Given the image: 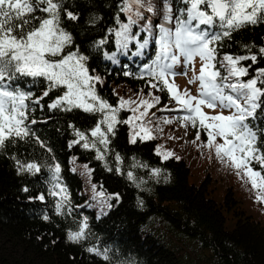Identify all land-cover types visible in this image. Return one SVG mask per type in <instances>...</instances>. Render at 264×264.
Returning a JSON list of instances; mask_svg holds the SVG:
<instances>
[{
    "label": "trees",
    "instance_id": "1",
    "mask_svg": "<svg viewBox=\"0 0 264 264\" xmlns=\"http://www.w3.org/2000/svg\"><path fill=\"white\" fill-rule=\"evenodd\" d=\"M118 2L65 0V7L79 16L77 21L63 19V26L73 37L72 50L87 58L86 65L93 76L101 77L103 83H97L96 90L110 104L117 105L121 97L151 99L152 93L160 97L156 107L175 108L167 91L152 88L146 76L140 78L143 65L154 58V43L142 56L134 55L135 44L122 53L114 35L108 33V29L117 27L114 17ZM152 3L157 8L161 6V0ZM152 19L153 24L158 22L159 14ZM136 31L134 26L133 32ZM101 40L107 42L100 44ZM245 45L252 46V52L264 46V24L234 32L222 40L218 52L220 57L225 53L251 54ZM109 55H115L116 62L107 59ZM243 63L249 65L251 61ZM259 67H264V59L251 64L245 79ZM19 85L31 94L27 101L29 121L37 123L30 124L34 136L9 143L0 151V264H264V222L245 210L234 190L224 192L223 204L215 197V182L213 187L205 179L202 185L190 182L194 173L191 159L197 155L191 142L196 139L197 129L185 128L174 119L183 113L152 108L146 120H151L148 127L154 139H137L135 144L129 142V125H117L115 136H109L107 149L97 144L104 153L103 159H97V151L85 149L84 141L72 143L78 137L70 127L74 125L87 133L95 126L97 116L80 110L50 109L48 105L60 94L58 90L40 99L39 104L34 103L46 90L43 79L24 78ZM132 115L125 109L120 111L119 119ZM164 118L172 119V123H164ZM253 123L264 127V120ZM200 133L206 137L202 130ZM157 149L174 155L164 160ZM117 154L121 161L116 160ZM208 154L199 157L207 158ZM13 156L25 163H37L40 172L18 171ZM81 161L86 164L80 165ZM56 164L60 165L59 182L67 189V200L63 195L50 194V169ZM83 166L90 168L95 190L110 199L112 206H98L96 199L86 193ZM212 167L219 168L213 164ZM155 168L161 169L158 176L153 175ZM129 172L133 178H129ZM41 195L44 200L39 199ZM58 202L63 214H57ZM85 218L87 238L80 243L69 241L68 232L78 231ZM92 247L106 251L108 259L86 250Z\"/></svg>",
    "mask_w": 264,
    "mask_h": 264
},
{
    "label": "snow or ice",
    "instance_id": "2",
    "mask_svg": "<svg viewBox=\"0 0 264 264\" xmlns=\"http://www.w3.org/2000/svg\"><path fill=\"white\" fill-rule=\"evenodd\" d=\"M117 9L114 17L117 27L108 29V33L114 35L119 51L126 53L129 45L135 44L134 55L142 56L150 43L155 45L154 58L143 65L140 78L146 76L152 88L167 91L169 100L175 102V108L165 106L160 111L183 113L174 119L180 120L185 128L197 129V140L202 130L207 140L201 146L214 151L216 157L234 167L237 174L247 176L251 186L259 190L258 199L264 202V127L253 123L264 120V67L257 68L254 75L245 79L249 77L251 64L264 59V46L252 52V46L245 45L251 53L246 55L225 53L220 57L218 52L222 40L230 38L234 32L264 24V0H175V5L173 0H161L160 8L152 0H119ZM145 12L150 15L146 17ZM158 14L160 19L153 24L152 17ZM64 18L79 20L76 13L65 7V0H0V151L9 143L34 136L30 124L37 121H29L27 103L31 94L21 90L19 85L24 78L46 82L43 96L34 103L39 104L40 99L58 90L60 94L48 105L50 109L80 110L98 117L87 133L70 125L78 137L72 143L84 141L85 149L91 147L97 151V159L104 158L97 144L107 149L111 143L109 136H115L119 124L129 125L132 144L137 139H154L148 127L151 120L146 117L149 110L160 103V97L152 93H149L151 99L139 101L121 97L114 106L100 96L96 84L103 81L89 73L87 58L78 50H72L73 37L63 26ZM134 26L136 32H133ZM107 59L116 62L115 55ZM197 59L200 61L198 73ZM245 61L251 64L245 65ZM181 63L185 71L177 73L175 69ZM188 70L193 72L188 83L198 84L196 94L188 88L181 90L175 83V77L187 76ZM206 108L215 114H209ZM125 109L133 115L119 119L120 111ZM164 123H172V119L164 118ZM35 139L45 147L39 137ZM157 154L164 160L174 155L171 151L161 153L159 149ZM12 159L20 172L41 170L37 163H25L15 156ZM116 160L121 161L119 154ZM50 171V194L63 195L67 200V189L59 182L60 165L56 164ZM152 172L158 176L161 169L155 168ZM128 176L133 178L131 172ZM39 199L44 200V196ZM56 211L63 214L60 202ZM44 219L48 220V216ZM87 227L85 218L78 231L68 232V240L80 243L86 239ZM86 250L108 259L106 251L95 247Z\"/></svg>",
    "mask_w": 264,
    "mask_h": 264
},
{
    "label": "rangeland",
    "instance_id": "3",
    "mask_svg": "<svg viewBox=\"0 0 264 264\" xmlns=\"http://www.w3.org/2000/svg\"><path fill=\"white\" fill-rule=\"evenodd\" d=\"M88 67V66H87ZM195 68L196 72H199L200 69V61L199 59L195 62ZM89 69V67H88ZM180 73L184 72L185 69L180 65L177 66L176 69ZM89 73L91 74V71L89 69ZM92 75V74H91ZM193 76V72L191 70H188L187 76L185 75H177L175 77V83L179 85L180 89L183 90L185 88H188L191 90L193 94H196L198 91V84H192L190 85L188 83V80ZM157 109H160L156 107ZM206 112H209V114L214 115L215 113L212 112L210 109H205ZM196 134V133H195ZM207 140V137H204L202 133H200V139L193 140L195 142H191V146H195L197 149V155L193 154L192 150H189V153L193 154V157L191 160H193L194 165V173L190 177V182L192 184L196 183L198 185H202L205 183V180H208V182H211V186L213 187V182H215V187L218 189L215 193L216 199H218L223 204L225 203V197L224 192L226 191H232L234 190L236 192V196L240 199L242 204L244 205L245 210L256 220L264 222V202H261V200L258 199V189H254L251 186V183L247 176H244L243 174H237V170L234 167H231V169H227V166L225 164H228L226 162H221L217 160L216 157H214V151H210L207 147H202L201 145L205 143ZM209 152L207 158H200L202 153ZM200 156V157H199ZM80 165H85L86 163L81 161L79 163ZM213 166H218L219 168H213ZM84 172V174H83ZM210 173H213L214 176L209 178ZM81 174L85 176V191L88 193L91 198L96 199L98 206L107 205L106 208L113 205V202L110 201V199H104L101 196V192H98L95 190V183L92 182L90 177L92 174H90V168L87 166H83L81 168ZM212 174V175H213ZM88 177V178H87ZM213 178V179H212ZM215 188V189H216ZM213 189V188H212ZM264 195V193H262ZM106 211V209L104 210ZM185 262H187L185 260Z\"/></svg>",
    "mask_w": 264,
    "mask_h": 264
}]
</instances>
